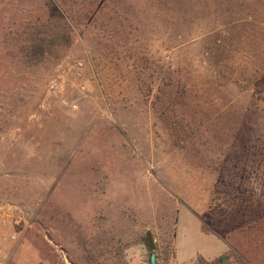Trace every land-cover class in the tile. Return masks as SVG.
<instances>
[{
  "label": "rangeland",
  "instance_id": "1",
  "mask_svg": "<svg viewBox=\"0 0 264 264\" xmlns=\"http://www.w3.org/2000/svg\"><path fill=\"white\" fill-rule=\"evenodd\" d=\"M222 160L252 235L201 231ZM146 231L155 264H264V0H0V264H150Z\"/></svg>",
  "mask_w": 264,
  "mask_h": 264
},
{
  "label": "trees",
  "instance_id": "2",
  "mask_svg": "<svg viewBox=\"0 0 264 264\" xmlns=\"http://www.w3.org/2000/svg\"><path fill=\"white\" fill-rule=\"evenodd\" d=\"M112 35L116 37V42L112 46H123L122 50L127 54L126 58L131 60L138 89L143 97L145 99L152 98V103H162L166 110H169L166 112L178 120L175 106L184 96V88L179 83L174 84V75L170 69L163 70L158 61L144 57L142 52H137L135 48L129 46V36L125 30L118 36L115 33ZM41 54L43 55V50H41ZM173 86L176 87L174 91L166 90ZM177 125L182 126L180 121L177 122ZM178 126L174 128V132L179 135L182 130L178 129ZM182 139H184L183 136H177L175 143L179 145V141ZM234 167L233 162H226V160H222L216 166L219 177L213 192L215 195H222L227 206L220 204L219 207L209 210L200 218L201 231L205 234L222 237L221 234L229 235L236 230L250 235L254 233L253 225L248 226L250 217L247 219L243 217L249 212L251 205L246 203L247 201L243 197L245 191L241 182L243 177L237 176Z\"/></svg>",
  "mask_w": 264,
  "mask_h": 264
},
{
  "label": "water",
  "instance_id": "3",
  "mask_svg": "<svg viewBox=\"0 0 264 264\" xmlns=\"http://www.w3.org/2000/svg\"><path fill=\"white\" fill-rule=\"evenodd\" d=\"M145 241H146V245H147L148 250L152 251V253L150 255V264H155V254H154L155 244H154L153 237H152V234L150 231H146Z\"/></svg>",
  "mask_w": 264,
  "mask_h": 264
}]
</instances>
